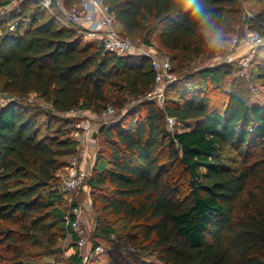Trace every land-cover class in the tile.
Returning a JSON list of instances; mask_svg holds the SVG:
<instances>
[{"label": "trees", "instance_id": "trees-1", "mask_svg": "<svg viewBox=\"0 0 264 264\" xmlns=\"http://www.w3.org/2000/svg\"><path fill=\"white\" fill-rule=\"evenodd\" d=\"M55 1L48 11L40 0H0V90L19 98L0 108V244L12 251L0 264H34L24 259L31 240L53 247L70 230L57 171L76 142L49 120L39 126L30 96L49 107L46 114L63 118L70 109L99 114L107 89L122 95L123 105L125 96H145L153 84L148 58L104 52L60 21ZM59 1L66 9L79 2ZM104 1L132 39L157 33L176 80L163 108L145 100L99 128L108 140L88 182L102 194L103 209L140 222L159 264H264V105L233 90L212 102L208 83L230 74L232 65L192 73L207 31L177 0ZM249 1L263 7L249 20L261 30L264 0H200L223 31L243 25ZM254 58L264 80V57ZM166 117L192 125L168 131Z\"/></svg>", "mask_w": 264, "mask_h": 264}, {"label": "rangeland", "instance_id": "rangeland-1", "mask_svg": "<svg viewBox=\"0 0 264 264\" xmlns=\"http://www.w3.org/2000/svg\"><path fill=\"white\" fill-rule=\"evenodd\" d=\"M17 1H13L11 5H15ZM10 5V6H11ZM244 11L255 13L263 7L252 1L245 3ZM9 7V6H8ZM57 10V9H56ZM54 11V9H51ZM243 31L242 24L234 25L232 30L223 31L222 25H213L210 32L207 31V46L202 56L198 57L191 63L192 73L197 75L196 70L204 67L215 68L220 63H231L232 72L230 74L222 73L218 81H210L207 89L209 97L213 103L222 98L223 92L233 90L239 92L248 102L259 103L264 105V80L260 79L256 71V57H264V45L250 49L245 46L234 45L233 38L240 37ZM157 33L149 36L148 41L141 39H133L134 46L137 47H153V50L162 54H168L165 48L159 44ZM218 36L215 42L212 38ZM88 39V38H87ZM94 41L95 38H90ZM135 50V49H134ZM244 57L252 59L251 63L244 70L240 66V61ZM173 65H176L173 62ZM240 68L238 71L237 69ZM243 73V74H241ZM200 78L195 77L193 83L199 84ZM1 91V90H0ZM3 92V91H1ZM5 93V92H4ZM174 90L168 94L171 95ZM8 95L7 93H5ZM167 94V95H168ZM107 100L102 106L113 105L116 109L111 121L121 117L130 107H138L140 103L148 100L147 93L142 97L125 96L123 105L121 96L111 90H106ZM31 105L37 106L39 126L45 125L49 120L53 129L67 131L73 139V131L76 129L77 121L82 118H74L64 116L56 118L45 113L48 106L39 100L28 101ZM104 109V108H103ZM86 118L91 123L90 138L87 141V156L83 157L80 150H75L73 155L63 156L61 159L66 161V165L57 171L58 185L62 189L63 179L70 172V166L75 161V166L86 172L83 180V187L78 191H71L63 196L61 207L69 210L73 207H79V223L83 230V235L88 241L86 248L79 249L76 244L75 232L69 230L63 238H60L55 246L51 247L41 238L36 236L26 246L25 260L34 264H159L156 259L155 252L151 249L147 241L144 239L142 226L140 222L124 218L122 215L114 214L110 209H103L99 196L102 195L98 189L91 187L88 182L91 176L92 168L96 158L102 151V141H107V135L99 133L100 121L96 118L97 114L88 111ZM188 124L176 122L172 127L166 124L170 131H183L188 129L192 122ZM109 125H102V127ZM101 128V127H100ZM45 131L42 127L41 133ZM40 133V134H41ZM106 137V138H105ZM110 137H113L111 135ZM74 140V139H73ZM224 155L233 158V152L227 150ZM11 229L17 228L16 225L7 224ZM105 228L109 230L106 231ZM100 246V250H96V246ZM77 253L80 261L74 259ZM12 251H6L4 245L0 244V262L10 260Z\"/></svg>", "mask_w": 264, "mask_h": 264}, {"label": "built area", "instance_id": "built-area-1", "mask_svg": "<svg viewBox=\"0 0 264 264\" xmlns=\"http://www.w3.org/2000/svg\"><path fill=\"white\" fill-rule=\"evenodd\" d=\"M43 9L51 11L52 0H40ZM55 7L60 11L62 16L60 21L68 27H74L87 38H95L101 45L104 52L115 53L117 55L134 54L146 57L150 61L153 71V84L148 92V100L152 101L159 108H163L165 92L167 87L176 80L173 72V66L168 54H162L153 50V47H135L134 40L126 35L119 23L116 21L114 13L109 9L104 0H79V2L66 9L59 0L55 1ZM253 17V13L245 10L243 14V31L240 37L232 40L234 45L245 46L250 49L264 45V22L261 24V30L250 27L249 20ZM135 49V50H134ZM250 61L249 57H244L240 61V66L245 70ZM243 74V73H241ZM19 100L16 96L6 95L0 91V108ZM33 100V96L27 101ZM116 109L113 105H107L101 110L96 118L102 125H110L113 121L110 118L114 115ZM89 113L80 109H70L66 115L82 118L79 119L76 129L73 131V139L76 142V150L81 151L83 157L87 156V141L90 138L91 123L86 118ZM167 125L172 127L176 123L172 117H166ZM170 131V129H168ZM70 166V172L63 179L62 192L63 196L71 191H78L83 187V180L86 172L75 166V161ZM79 207H73L65 211L63 215L64 223L69 229L75 232L76 244L79 249L86 248L88 241L83 235V230L79 223ZM100 246H96V250H100Z\"/></svg>", "mask_w": 264, "mask_h": 264}, {"label": "clouds", "instance_id": "clouds-1", "mask_svg": "<svg viewBox=\"0 0 264 264\" xmlns=\"http://www.w3.org/2000/svg\"><path fill=\"white\" fill-rule=\"evenodd\" d=\"M181 10L186 12L191 19H193L198 25L203 29L210 32L213 25L210 18V15L205 11L200 0H177ZM218 36L212 38L214 43Z\"/></svg>", "mask_w": 264, "mask_h": 264}, {"label": "crops", "instance_id": "crops-1", "mask_svg": "<svg viewBox=\"0 0 264 264\" xmlns=\"http://www.w3.org/2000/svg\"><path fill=\"white\" fill-rule=\"evenodd\" d=\"M156 37H157V35H156ZM157 40H158V38H157ZM159 42V41H158ZM160 44V43H159Z\"/></svg>", "mask_w": 264, "mask_h": 264}]
</instances>
